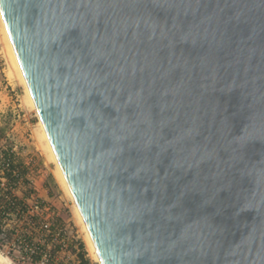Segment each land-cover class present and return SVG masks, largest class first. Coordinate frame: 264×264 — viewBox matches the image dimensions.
Listing matches in <instances>:
<instances>
[{
	"label": "water",
	"instance_id": "1",
	"mask_svg": "<svg viewBox=\"0 0 264 264\" xmlns=\"http://www.w3.org/2000/svg\"><path fill=\"white\" fill-rule=\"evenodd\" d=\"M103 264H264V0H0Z\"/></svg>",
	"mask_w": 264,
	"mask_h": 264
},
{
	"label": "built area",
	"instance_id": "2",
	"mask_svg": "<svg viewBox=\"0 0 264 264\" xmlns=\"http://www.w3.org/2000/svg\"><path fill=\"white\" fill-rule=\"evenodd\" d=\"M16 148L0 149V257L8 264H76L78 236L53 219Z\"/></svg>",
	"mask_w": 264,
	"mask_h": 264
},
{
	"label": "rangeland",
	"instance_id": "3",
	"mask_svg": "<svg viewBox=\"0 0 264 264\" xmlns=\"http://www.w3.org/2000/svg\"><path fill=\"white\" fill-rule=\"evenodd\" d=\"M14 70L0 29V149L16 148L19 166L28 165L27 172L37 181L39 196L48 198L52 205L53 219L68 223L69 232L78 236L84 258L89 264H98L89 256L85 233L73 203L58 181L54 165L43 148L37 115L28 103L24 87Z\"/></svg>",
	"mask_w": 264,
	"mask_h": 264
},
{
	"label": "bare ground",
	"instance_id": "4",
	"mask_svg": "<svg viewBox=\"0 0 264 264\" xmlns=\"http://www.w3.org/2000/svg\"><path fill=\"white\" fill-rule=\"evenodd\" d=\"M0 29H1V32H2V35H3V39H4V42L6 44V48L9 52V60L10 62H12L13 66H14V71H15V74L17 76V78L19 79V81L22 83L23 87H24V92H25V95H26V98H27V101L28 103L30 104V106L32 107V109L35 111L36 115H37V112H36V108H35V105L33 103V100L31 98V94L29 92V89L27 87V84H26V81L24 79V76L22 74V71H21V68H20V65L18 63V60H17V57L15 55V52H14V49L12 47V44H11V41H10V38H9V35H8V32L6 30V27H5V24H4V21L2 19V16H1V13H0ZM37 118H38V115H37ZM38 125H39V128H40V136L43 140V148L45 149V152L47 154V157L48 159L53 163L54 165V171H55V174H56V177L58 179V181L60 182V184L62 185L65 193L68 195V197L71 199L72 203H73V207H74V211H75V214L77 216V219L83 229V232L85 233V239H86V248H87V251L89 253V256L95 261L97 262L98 264H103L102 261L100 260L99 258V255H98V252L96 250V247L94 245V242L93 240L91 239L90 235H89V232L87 230V227L85 225V222L83 221V218L74 202V199H73V196L71 194V191L67 185V182L65 180V177L63 175V172L60 168V165L56 159V156L53 152V149L51 147V144L49 142V139L46 135V132L44 130V127L40 121V119L38 118ZM6 263V260L2 257H0V264L2 263Z\"/></svg>",
	"mask_w": 264,
	"mask_h": 264
},
{
	"label": "trees",
	"instance_id": "5",
	"mask_svg": "<svg viewBox=\"0 0 264 264\" xmlns=\"http://www.w3.org/2000/svg\"><path fill=\"white\" fill-rule=\"evenodd\" d=\"M83 248L82 245L79 246V250L77 252V259H76V264H89L88 260H86L84 258V254H83Z\"/></svg>",
	"mask_w": 264,
	"mask_h": 264
}]
</instances>
